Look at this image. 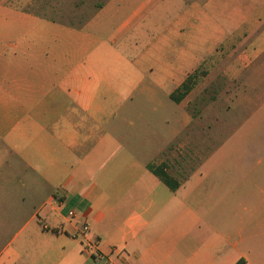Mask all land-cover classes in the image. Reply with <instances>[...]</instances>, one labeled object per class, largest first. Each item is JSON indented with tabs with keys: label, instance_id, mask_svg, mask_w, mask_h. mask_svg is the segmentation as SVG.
I'll return each instance as SVG.
<instances>
[{
	"label": "crops",
	"instance_id": "1",
	"mask_svg": "<svg viewBox=\"0 0 264 264\" xmlns=\"http://www.w3.org/2000/svg\"><path fill=\"white\" fill-rule=\"evenodd\" d=\"M176 1L162 0L160 12L170 11ZM217 1L208 0V10L193 3L175 16L166 13L165 31L175 38H194L199 52L202 38L215 45L218 35L228 36L217 21ZM25 2L34 5L36 0H0V264H264V220L250 222L247 206L232 207L235 193L225 185L227 175H212L213 166L227 161L230 152L264 142V103L190 176L178 179L176 191L148 171L145 195L138 197L132 187L119 186L115 192L121 147L102 126L105 83L86 62L58 63L52 57L57 52L71 55L73 39L80 51L88 35L61 25L64 31L55 30L59 18L27 11L21 7ZM250 11L238 10L239 24L229 30L252 39L223 69L229 83L264 54V14L252 17ZM154 18L150 23H159ZM246 22L249 29L239 30ZM177 46L178 58L189 59L185 46ZM235 46L226 54L237 53ZM196 89L177 104L186 107ZM210 111H195L193 117ZM255 182L264 203V175ZM217 192L224 204L221 212L235 211L236 220H216L218 207L210 203ZM17 221L20 230L7 238ZM95 242L104 260L90 250Z\"/></svg>",
	"mask_w": 264,
	"mask_h": 264
},
{
	"label": "rangeland",
	"instance_id": "2",
	"mask_svg": "<svg viewBox=\"0 0 264 264\" xmlns=\"http://www.w3.org/2000/svg\"><path fill=\"white\" fill-rule=\"evenodd\" d=\"M51 1V7L49 0H36L34 5L26 2L21 5V2L20 5L44 18H59L57 31H64L60 28L64 27L68 29L65 31L87 33L88 39L80 51L76 50L77 40L73 39L71 55L57 52L52 57L58 63L69 61L75 65L86 62L92 68L91 72L105 83L102 126L112 133L121 147V178L112 185L115 192L120 187H132L138 197L145 195L148 177L144 176L151 171L150 166L167 167L170 179L181 185L178 179L190 176L204 158L233 136L245 124L248 115L264 103V54L247 62L234 83L226 80L223 70L252 40L240 37V31L229 30L239 24L237 11L240 9L246 15V10H251L252 17L264 14V4L259 5L256 0L217 1V21L226 26L228 36L218 35L215 39L218 51L212 55L210 50L215 46L212 40L204 43L202 38L199 52L194 38L186 35L175 38L173 33L165 31L169 25L166 13L175 16L193 3L201 10H208V0H179L168 12L159 10L162 0ZM153 16L159 23H150ZM90 22L92 24L87 26ZM249 25L246 22L239 30L249 29ZM192 44L195 48L190 47ZM177 45L185 46L189 59L181 61L178 58L174 50ZM232 45H236L237 53L226 54ZM212 65L211 71L209 67ZM189 74L192 75L189 82L192 88L188 94L197 89L184 107L174 102L170 94ZM208 109L212 110L208 116L193 117V112L202 113ZM87 121L90 126L91 118L88 117ZM184 142L185 148L182 149ZM244 149L230 152L227 161L213 166L212 175H227L225 185L235 193L232 207L236 204L247 206L250 222H257L258 219L264 220V213H261L264 203L255 187L256 176L264 175V142L249 151ZM172 167L174 169L168 172ZM221 183L224 185L223 180ZM219 192L210 203L218 207L216 220H236L235 211L221 212L224 204ZM21 224L17 221L7 230V238L18 232Z\"/></svg>",
	"mask_w": 264,
	"mask_h": 264
},
{
	"label": "trees",
	"instance_id": "3",
	"mask_svg": "<svg viewBox=\"0 0 264 264\" xmlns=\"http://www.w3.org/2000/svg\"><path fill=\"white\" fill-rule=\"evenodd\" d=\"M192 75H190L186 81L184 82V84L177 89L175 92H173L170 95V98L176 102V103H180L188 94V92L191 90V86L189 85V82L191 83V78ZM194 83V82H193ZM150 170L157 175L172 191H176L177 188L179 187L178 183H175L174 181H172L170 179V177L168 176V174L166 173L165 169L162 168H154L152 166L149 167Z\"/></svg>",
	"mask_w": 264,
	"mask_h": 264
},
{
	"label": "built area",
	"instance_id": "4",
	"mask_svg": "<svg viewBox=\"0 0 264 264\" xmlns=\"http://www.w3.org/2000/svg\"><path fill=\"white\" fill-rule=\"evenodd\" d=\"M75 215H76L75 211H71V212L69 213V216L71 217V219L75 218ZM83 230H84L85 232H87V231L89 230V227H88L87 224H85ZM96 247H97V242H95L94 244L92 243V244L89 245L90 250L94 251V254H95L99 259L104 260V259H105V256L102 255L101 253L97 252V251L95 250ZM122 264H129V263H128V262H123Z\"/></svg>",
	"mask_w": 264,
	"mask_h": 264
}]
</instances>
